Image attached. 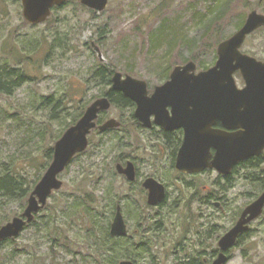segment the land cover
I'll use <instances>...</instances> for the list:
<instances>
[{
	"label": "rangeland",
	"instance_id": "obj_1",
	"mask_svg": "<svg viewBox=\"0 0 264 264\" xmlns=\"http://www.w3.org/2000/svg\"><path fill=\"white\" fill-rule=\"evenodd\" d=\"M254 9L264 13V0H109L102 11L74 1L32 24L24 18L22 0H0V66L24 77L10 94L1 90L0 178L11 175L18 187L28 189L26 200L0 197V228L23 214L52 160L48 150L92 102L109 93L111 86L97 76L101 66L146 80L152 91L178 64L214 66L219 43ZM242 50L264 59V27L247 37ZM235 78L244 85L239 75ZM129 116L130 109L114 104L102 113L103 121L116 118L122 129L92 133L89 147L60 174L62 188L15 240L0 244V264H97L102 254H113L104 249L103 238L118 203L130 238L111 240L114 264L130 256L138 264H180L183 250L177 242L193 222H203L200 213L213 212L216 222L230 227L262 192L264 160L256 168L240 169L228 182L211 172L197 176L196 184H175L157 141L131 126ZM127 155L143 175L157 173L169 182L164 208L149 206L144 187L118 173L116 164ZM206 185L218 199L224 197V209L208 210L197 201L206 195ZM187 238L189 245L192 235ZM146 240L153 245L150 252L141 246ZM230 254L227 264H264V213Z\"/></svg>",
	"mask_w": 264,
	"mask_h": 264
},
{
	"label": "water",
	"instance_id": "obj_2",
	"mask_svg": "<svg viewBox=\"0 0 264 264\" xmlns=\"http://www.w3.org/2000/svg\"><path fill=\"white\" fill-rule=\"evenodd\" d=\"M70 0H22L24 18L32 23L45 22L54 6H61ZM89 8L102 11L109 0H78ZM264 26V13L252 10L242 27L231 37L218 45V60L209 69L196 73L197 64L189 61L176 65L170 79L155 87L149 96L147 82L115 71L113 88L122 91L138 104L136 116L144 126L155 123L172 129L183 126L186 129L184 143L179 151L177 168L183 172L197 173L212 167L223 174H229L234 165L248 157L264 151V61L242 51L248 35ZM98 55L103 54L94 43ZM240 70L246 85L239 88L234 76ZM1 95V92H0ZM112 106L109 97L104 96L90 104L83 116L71 125L57 140L54 155L47 171L36 184L28 198V204L21 216L14 217L0 228V241L18 237L25 226L34 220L35 214L43 209L55 190L63 186L59 175L73 157L89 146V135L96 127L100 131L116 128L121 122L109 118L98 125L100 111ZM172 107V114L168 107ZM221 121L224 129L213 127ZM212 148L215 153H212ZM116 169L129 180L135 179L133 163L124 166L118 163ZM148 190V203L157 205L167 196L166 187L153 177L144 184ZM264 212V191L243 210L237 223L223 235L220 246L223 252L213 264H224L226 253L237 241L239 235L249 229V223ZM112 236H126L127 223L119 204L111 223ZM121 264H135L125 259Z\"/></svg>",
	"mask_w": 264,
	"mask_h": 264
},
{
	"label": "flooded vegetation",
	"instance_id": "obj_3",
	"mask_svg": "<svg viewBox=\"0 0 264 264\" xmlns=\"http://www.w3.org/2000/svg\"><path fill=\"white\" fill-rule=\"evenodd\" d=\"M260 28H262V27H260ZM259 60H261V59H259ZM261 61H264V59H262ZM207 69H209V68H207ZM203 70H206V69H198V67H197L196 73H199L200 71H203ZM114 73L115 72H113L112 75H111L110 86H111L112 90L117 91V92H121L125 97H127L130 100V104L128 106H126L128 109H130V116H129L130 125L131 126H135V128H138V129L146 131L147 135H148L147 138H150V139L153 138V139H155L157 141V143L155 144L157 146V148H158L157 150H158L159 153L162 152V154L159 157H161L162 155L165 154L166 157L168 158V162H169V165H170V167H169L170 171L169 172H170V175L172 177H175V179H176V181H174L175 184H196L195 179L197 178V176H201L202 174H210L211 172H216L217 173V175H218L217 179L220 182H222L223 180H224V182H228L233 177V175L235 173H237L240 169H244L245 166L247 168H250V169L251 168H256L264 160V151H263V153H261V154L254 155V156H251V157H248L246 159H243V160L239 161L236 165L233 166L232 171L229 174H223V173L219 172L217 169L212 168V167L206 168L205 170H203L201 172H197V173H188V172L181 171L180 169L177 168V160H178L179 151H180V149H181V147H182V145L184 143V139H185V136H186V129L183 126H178V127L172 128V129H168V128H166L163 125L155 123V116L154 115L151 116V122H152L151 126H149V127L144 126L143 123L136 116V111H137V108H138L137 102H135L131 97L125 95L124 92L115 90L113 88L112 77H113ZM171 73L168 76V78L165 80L164 83H166L170 79ZM236 74L239 75L244 81V85L243 86H239L237 84L238 87L242 89L246 85L245 79H244V77H243V75H242L240 70L236 71L234 73V76ZM123 75H124V77H126L127 75H130V74H123ZM130 76H132V75H130ZM135 78H137V77H135ZM138 79H140V78H138ZM164 83L159 84V85H163ZM159 85H156V86H159ZM155 87H154V90H155ZM147 88H148V95L151 96L154 93V90H152V91L149 90V83L148 82H147ZM104 96H107V97L110 98L109 93L106 94V95H103L102 97H104ZM110 100L112 102L111 98H110ZM168 108H169L170 113L172 114V107L169 106ZM104 112H106V111H100L99 117ZM84 113H85V111L82 112L80 118L83 116ZM99 117H98V120H97L98 125L103 122L102 121V122L99 123ZM80 118H78V120ZM107 119H109V118H107ZM107 119H105V121ZM121 125H122V123H121ZM119 127H117V128H119ZM213 127L218 128V129H224V126H223L221 121H216L214 123ZM95 130H99V128L96 127L95 129H93L92 133ZM92 133H91L89 139H91ZM128 135L130 137V132L129 131H128ZM128 142H129V140H127V143ZM158 143H159V145H158ZM211 150H212V153L214 154L215 153V149L212 148ZM82 153L83 152L77 153L73 157V159H75V157H77L78 155H80ZM125 158H126V156L122 157V159H120V161H118L117 164L121 163L124 166H126L130 162L133 163L134 167H135V179L134 180H129L128 177L125 174H121L119 172L118 173L123 175L129 184H141L144 187L145 191L147 192L146 202H147V204L149 206L157 207V208H160V209L164 208L165 205L167 203H169L168 197L166 196L165 200L160 202L157 205H150L148 203V193L149 192L145 188L144 184H145V181L149 177L155 178L160 183L164 184L165 187H167V184H169V182L166 181L163 176H160L157 173L156 174L148 173L146 175H143L142 172L140 171L138 162L135 160V158L133 156L127 155V159H125ZM117 164H116V166H117ZM209 183L212 184V181L209 182ZM262 184H264V183H262ZM204 188H205L204 191L206 192V195L204 196V198H201V197L196 198L197 201H200L202 204L206 205L205 207L208 210L211 208V206H214L216 209H219V210L224 209V200L222 201V199L224 197H220V199H218L219 196H217L218 195L217 192L212 191L211 186H207L206 185ZM263 191H264V185H263L262 192ZM30 194H31V192H30ZM249 204H247V205H249ZM117 205H119V204H117ZM247 205L245 206V208L247 207ZM245 208H243L241 210V212H239L236 220L233 222V224L230 227H226L223 224H220L219 222H216L215 221L216 217L214 215L215 213H213V212L200 213V217H201V219H203V222L198 224V226L194 225V222H193L192 225H191V228L188 229L187 231H184V233L182 235V238H184V239L177 242L178 246L181 247V249L183 250L182 251L183 254H181V257H177V259H179V261H180L179 263L180 264H213L219 258L220 254L223 252V250H222V248L220 246L221 238L223 237V235L225 233H227L237 223V221L239 220V218H240V216H241V214H242V212H243V210ZM162 218H164V217H162ZM257 219H254V220H252L249 223V229L247 231H245L244 233H242L241 235H239L236 243L228 251H226V253H227L228 257H229L228 261L231 258V254L230 253L232 252L233 248H235L238 245H240L241 241H243L246 237L249 236V234H250V232L252 230V224ZM126 223H127V221H126ZM192 226H193V228H192ZM127 227H128V223H127ZM223 227H225L224 230H222ZM189 234L192 235V238H190L191 239L189 241L190 244L188 245V244L184 243V241L186 239H188L187 237H188ZM144 236L146 237V235H144ZM124 237H126L127 239L130 238L129 229H128L127 235L124 236ZM141 245L143 247H145V245H146V248H148L149 251H150V249H152V246H153V245H148L147 244V240L144 241V243L141 244ZM128 259L134 261L135 264H138L137 259L132 258V257H129ZM228 261L225 262L224 264H227Z\"/></svg>",
	"mask_w": 264,
	"mask_h": 264
},
{
	"label": "trees",
	"instance_id": "obj_4",
	"mask_svg": "<svg viewBox=\"0 0 264 264\" xmlns=\"http://www.w3.org/2000/svg\"><path fill=\"white\" fill-rule=\"evenodd\" d=\"M74 1H69L67 3H71ZM17 69L8 66V65H1L0 66V90H3L6 93H11L16 87L20 85V81L24 78L23 75H20ZM111 75L112 72L107 70L106 66H101L99 70V74L97 76L101 77L102 80H104L108 85L111 83ZM109 96L112 99V103L115 106H123L126 107L130 104V100L125 97L121 92L114 91L110 89L109 91ZM81 116V115H80ZM77 120V119H76ZM104 118L101 119V116L99 117V123L102 122ZM74 123V122H73ZM123 123L119 128H115L113 130H118L122 129ZM110 131V130H108ZM107 132V131H106ZM48 154L50 158L53 157V148H50L48 150ZM15 179L11 175H7L5 177L0 178V197L5 196V197H12V198H18L20 200H26L27 195H28V189L25 190L21 187H18L16 185ZM18 184H21L20 182ZM18 188V189H17ZM17 190H20L19 193H17ZM23 191V192H22ZM111 204V203H110ZM120 204V203H118ZM30 224L27 225V227ZM110 226L107 225L105 227L104 231V238H103V244H104V249L106 252H112V256H108V258L104 257V254H102V259H99L97 264H114L117 263V260L115 258L116 251H115V243L113 245L110 244L112 242L111 240H117L120 241V239H124L123 237H114L111 235L110 231ZM16 238H9L3 241H0V244H2L5 241L8 240H15ZM126 239V238H125ZM57 241V239H55ZM127 240V239H126ZM129 241V239H128ZM142 246V245H141ZM146 251L150 252L148 248H146ZM129 255H132L131 251L128 250ZM103 253V252H101ZM118 253V252H117ZM132 257V256H130Z\"/></svg>",
	"mask_w": 264,
	"mask_h": 264
}]
</instances>
